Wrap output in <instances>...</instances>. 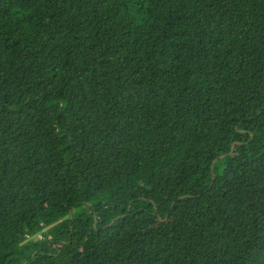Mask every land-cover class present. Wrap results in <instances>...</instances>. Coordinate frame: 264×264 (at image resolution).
<instances>
[{"label":"trees","instance_id":"1","mask_svg":"<svg viewBox=\"0 0 264 264\" xmlns=\"http://www.w3.org/2000/svg\"><path fill=\"white\" fill-rule=\"evenodd\" d=\"M0 264H264V0H0Z\"/></svg>","mask_w":264,"mask_h":264},{"label":"water","instance_id":"2","mask_svg":"<svg viewBox=\"0 0 264 264\" xmlns=\"http://www.w3.org/2000/svg\"><path fill=\"white\" fill-rule=\"evenodd\" d=\"M236 143H238V142H234V143H233L232 148H231V150H230V152H229L228 154H232V153L234 152V148H235ZM228 154L226 153V154H222V155L218 156V158H216V159L213 161V164H214L219 158L225 157V156H227ZM117 218H118V217H117ZM117 218H115L113 221H115ZM113 221H112V222H113Z\"/></svg>","mask_w":264,"mask_h":264}]
</instances>
